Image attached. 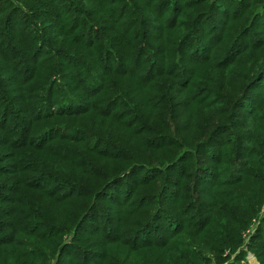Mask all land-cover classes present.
<instances>
[{
	"label": "trees",
	"instance_id": "16d2710c",
	"mask_svg": "<svg viewBox=\"0 0 264 264\" xmlns=\"http://www.w3.org/2000/svg\"><path fill=\"white\" fill-rule=\"evenodd\" d=\"M264 264V0H0V264Z\"/></svg>",
	"mask_w": 264,
	"mask_h": 264
},
{
	"label": "rangeland",
	"instance_id": "374dc122",
	"mask_svg": "<svg viewBox=\"0 0 264 264\" xmlns=\"http://www.w3.org/2000/svg\"><path fill=\"white\" fill-rule=\"evenodd\" d=\"M241 264H259L252 253H247Z\"/></svg>",
	"mask_w": 264,
	"mask_h": 264
}]
</instances>
